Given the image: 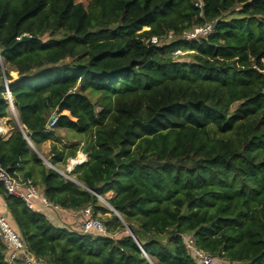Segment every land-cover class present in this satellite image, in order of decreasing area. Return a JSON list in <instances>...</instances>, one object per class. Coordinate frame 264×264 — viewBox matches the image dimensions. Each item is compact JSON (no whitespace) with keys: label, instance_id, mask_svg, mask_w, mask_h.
Segmentation results:
<instances>
[{"label":"trees","instance_id":"16d2710c","mask_svg":"<svg viewBox=\"0 0 264 264\" xmlns=\"http://www.w3.org/2000/svg\"><path fill=\"white\" fill-rule=\"evenodd\" d=\"M213 22L208 38L183 39ZM0 59V120L7 84L20 123L0 136V165L65 213L105 216L106 236L83 234L0 185L30 254L47 264H198L191 236L214 259L264 264V0H0ZM59 129L88 137L77 183L39 156L50 142L54 167L76 159L77 145L58 147ZM118 215L139 244L119 235ZM9 256L0 237V264Z\"/></svg>","mask_w":264,"mask_h":264},{"label":"built area","instance_id":"2783aa9c","mask_svg":"<svg viewBox=\"0 0 264 264\" xmlns=\"http://www.w3.org/2000/svg\"><path fill=\"white\" fill-rule=\"evenodd\" d=\"M216 23H210L204 27H195L192 31L185 33V41H197L200 38H208L215 30ZM170 39L172 36H169ZM157 38H153L152 43L156 44ZM5 93L7 95L9 105L11 109H14V103L11 98L9 85H5ZM57 118L52 117L46 126V132H52L56 126ZM32 146V144L29 142ZM0 185H3L7 194L15 196L26 203L28 208L36 213L45 214L47 210L57 211L65 213V211L58 206L52 204L48 199L41 194L38 188L33 184L31 180H23L17 174L11 175L8 171L0 165ZM79 216H82L83 222L81 226L75 227L78 232L88 234L91 231L101 233L106 236L104 224L97 220L91 208L83 209L78 212ZM0 237L3 239L10 252V256L7 259L8 264H13L15 261L22 257L23 264H47L45 261L37 259L30 254L23 242L17 236L15 231L10 226L6 214L0 210ZM185 241L186 250L198 264H214L215 259L210 254L201 251L196 247V241L194 237H183ZM223 264H228L223 261Z\"/></svg>","mask_w":264,"mask_h":264},{"label":"rangeland","instance_id":"374dc122","mask_svg":"<svg viewBox=\"0 0 264 264\" xmlns=\"http://www.w3.org/2000/svg\"><path fill=\"white\" fill-rule=\"evenodd\" d=\"M187 54H191V52H184V51H182V50H177V51H175V53H174V55H175V57H181L182 58V60H186L185 59V55H187ZM68 61V60H67ZM67 61L66 62H64L62 65H64V64H66L67 63ZM0 62H2V60L0 59ZM70 62V61H69ZM3 71H7L10 75H11V77L13 78V79H15V80H17V78H18V76H17V72H16V70H13V69H11L10 67H8V66H5L4 68H3ZM55 115V114H54ZM8 119H9V122H7V125H8V130H7V128L5 129V128H2L3 126H0V136L1 137H3V139H8L9 137H10V135L15 131V130H17L18 128L20 129V123H19V119H18V115H17V111H16V109L14 108V109H11L10 108V110H9V117H8ZM6 124V123H5ZM4 131H3V130ZM7 131H10V132H7ZM56 134H57V136H59L60 138H61V141L59 142V144H58V147H61V148H63L64 149V147L66 146V145H70V144H75V145H77L76 147H78V149H79V151H78V153H77V157H79V155L80 154H83V150L86 148V147H90L89 145H87L88 144V137L87 136H82V135H76V134H73V133H71L70 131H68V130H61V129H59V130H56ZM51 147H52V144L50 143V142H48V143H45V145H43L42 147H41V151H42V153H43V155L42 154H40L39 156H40V158L43 160V162H44V164L46 165V167L48 168V169H51V167H50V165H49V161H50V159L52 158V155H51ZM88 156V155H87ZM76 157V158H77ZM88 159V157H86V160ZM71 160V159H70ZM70 160L69 161H67V163L66 164H64V165H62V164H59V165H57V167H55L60 173H62V174H64V175H66V176H68L71 180H74L75 181V177L73 176V171H74V169L78 166V165H76L72 170H69V166H70ZM51 164V163H50ZM82 164V163H81ZM80 164V165H81ZM41 192V191H40ZM113 196V194L111 193V194H108L107 195V199H110L111 197ZM99 206H101V207H105V208H109L108 206H107V204L105 203V201H104V199H100V204H99ZM74 212H71V214H65V217L66 216H68L69 218L71 217V218H74V221H75V223H73L72 224V226L74 227H79L80 228V224H81V222H83L82 220H83V218H82V216H79V215H81V214H79L78 212H75V214H73ZM97 220H99V221H104L105 220V216L104 215H97L96 217H95ZM103 223V222H102ZM66 225H68V224H66ZM125 225H127L126 223H125ZM69 226V225H68ZM128 226V225H127ZM105 227V226H104ZM105 231H106V227H105ZM106 234H107V232H106ZM122 235V236H125V235H129V233H128V230H127V228H126V226H125V228H124V230L122 231V232H120L119 233V235ZM214 263H216V264H223V261L222 260H219V259H215V262Z\"/></svg>","mask_w":264,"mask_h":264},{"label":"water","instance_id":"95a60500","mask_svg":"<svg viewBox=\"0 0 264 264\" xmlns=\"http://www.w3.org/2000/svg\"><path fill=\"white\" fill-rule=\"evenodd\" d=\"M32 38H29L28 36H24L23 38H22V41H29V40H31ZM88 149H89V147H86L84 150H83V155H85L86 157H87V155H88ZM87 161V160H86ZM85 161V162H86ZM84 163V162H83ZM49 165H50V167H51V169H53V170H55L56 172H58L60 175H62L63 177H65L66 179H68V180H70V181H72V182H75L74 180H71L68 176H66V175H64V174H62V173H60L52 164H50L49 163ZM78 165H80V163L78 164ZM75 183H77V182H75ZM80 186H82L83 188H84V186L83 185H81L80 184ZM99 199H101L100 197H99ZM105 203L107 204V206L109 207V209L112 211V212H114V213H116V211H115V209L114 208H112V206L110 205V204H108L106 201H105ZM117 215V214H116ZM118 217H119V219L124 223V221L121 219V217L118 215ZM126 226V228H127V230H128V233H129V236H131L137 243H138V241H137V239H136V236H135V234L132 232V230L127 226V225H125V223H124V227ZM139 244V243H138ZM140 246V245H139ZM140 249H141V251L143 252V254H144V256L147 258V259H149L148 258V256H147V254L145 253V251L142 249V247L140 246ZM150 261V260H149Z\"/></svg>","mask_w":264,"mask_h":264},{"label":"crops","instance_id":"0c3cea01","mask_svg":"<svg viewBox=\"0 0 264 264\" xmlns=\"http://www.w3.org/2000/svg\"><path fill=\"white\" fill-rule=\"evenodd\" d=\"M7 122H9V119L8 118H5V119H1L0 120V126H3L2 128H7V130H8V125H7ZM6 123V124H5ZM3 124V125H2ZM3 130V129H2ZM7 132H10V131H7ZM11 136V135H10ZM3 138V137H2ZM5 140H7V139H5ZM48 143V142H47ZM88 157V156H87ZM0 210L4 213V214H6V216H7V218H9L10 220H12L11 219V216L9 215V213H8V211H7V208H6V205H5V203H4V201H3V199L0 197ZM64 214H71V212H66V213H64ZM73 214H75V212L73 213ZM68 225L70 224V225H72L73 223H75V221H74V218H69L68 216H66V217H64V219H63ZM69 227V226H68Z\"/></svg>","mask_w":264,"mask_h":264},{"label":"bare ground","instance_id":"6f19581e","mask_svg":"<svg viewBox=\"0 0 264 264\" xmlns=\"http://www.w3.org/2000/svg\"><path fill=\"white\" fill-rule=\"evenodd\" d=\"M85 161H86V156L83 155V154H80L79 157H77L76 159H71L70 160L69 170H72L76 165H78L79 163L81 164V163H83Z\"/></svg>","mask_w":264,"mask_h":264},{"label":"clouds","instance_id":"9594fccd","mask_svg":"<svg viewBox=\"0 0 264 264\" xmlns=\"http://www.w3.org/2000/svg\"><path fill=\"white\" fill-rule=\"evenodd\" d=\"M83 164V163H82Z\"/></svg>","mask_w":264,"mask_h":264}]
</instances>
